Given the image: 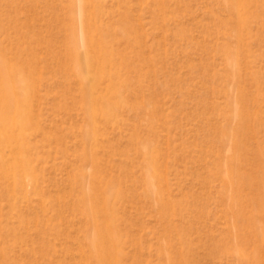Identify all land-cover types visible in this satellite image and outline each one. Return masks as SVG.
Returning a JSON list of instances; mask_svg holds the SVG:
<instances>
[{"label": "rangeland", "instance_id": "rangeland-1", "mask_svg": "<svg viewBox=\"0 0 264 264\" xmlns=\"http://www.w3.org/2000/svg\"><path fill=\"white\" fill-rule=\"evenodd\" d=\"M0 109V264H264V0H0Z\"/></svg>", "mask_w": 264, "mask_h": 264}, {"label": "bare ground", "instance_id": "bare-ground-1", "mask_svg": "<svg viewBox=\"0 0 264 264\" xmlns=\"http://www.w3.org/2000/svg\"><path fill=\"white\" fill-rule=\"evenodd\" d=\"M4 81H6L5 78H4ZM2 95H4V94H2ZM0 110H2V109H0ZM241 160H242V156L238 154V156L235 158V161L239 163ZM233 180H234V184H235V189H236L237 185H239L242 181L245 180V177L242 178L239 176V170L237 168L235 169V174L233 176ZM257 185H258V190L256 191L255 195L254 194L253 195H254V200H255L254 202L258 203V207L254 208L253 212L254 213H261V212H263L262 209H264L262 204H261L263 202V201L261 202V200H262L261 194L264 191V183H263L262 179L258 178ZM149 187H150V193L154 194L153 186L149 184ZM238 200H240V198H237L235 200V202L232 204V207L235 211H236V209L241 210L239 207ZM90 210H91V219L94 220L95 223H97L94 227V233H93V236L91 237V241H90V245H89L91 248V258H93L97 264H104L105 260L111 261V262H113V264H117L118 256H117V254L113 253V248H112L113 240L109 234V231L108 232L105 231V227H107L108 229L111 228V222L110 223H103V221L99 219L98 212L95 210V207L92 204V199H91V209ZM109 220H111V219H109ZM256 237H258V236H256Z\"/></svg>", "mask_w": 264, "mask_h": 264}]
</instances>
